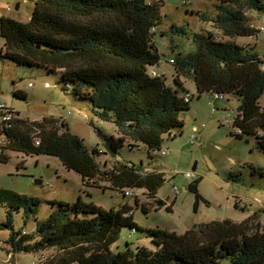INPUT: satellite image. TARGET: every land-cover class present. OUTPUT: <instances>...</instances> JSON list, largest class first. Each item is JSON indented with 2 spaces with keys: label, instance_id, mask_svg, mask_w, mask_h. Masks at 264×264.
<instances>
[{
  "label": "trees",
  "instance_id": "trees-1",
  "mask_svg": "<svg viewBox=\"0 0 264 264\" xmlns=\"http://www.w3.org/2000/svg\"><path fill=\"white\" fill-rule=\"evenodd\" d=\"M33 1L28 21L0 17V36L5 41L2 57L60 71L62 90L89 102L96 117L116 124L119 135L106 134L91 119L102 146L90 149L71 131L66 118L46 115L31 120L8 106L15 118L12 126L0 124V140L4 137L0 161L10 160L8 151L55 156L68 170L79 173L86 185L111 188L132 197L134 203L106 208L81 196L75 202L55 199L50 201L52 212L40 220L39 198L0 187V207L6 214L4 220L0 217V229L10 230L0 247L10 253H38L36 264H264V230L254 219L256 213L241 221L226 218L194 224L183 233L160 226L144 228L135 219L138 208L148 213L166 206L172 211L175 201L168 205L157 196L167 173L153 161L169 155L166 140L183 134L184 114L196 96L207 93L215 100L236 96L240 103L232 115V131L255 137L257 147L264 151V56L251 42L234 40L253 38L262 30L255 21L258 15L264 17V0H216L215 14L191 11L217 32L190 33L187 26L175 23L162 30L161 35L191 34L196 44L194 51H178L169 58L174 84L156 69L164 55L156 36L166 0ZM171 47L175 51L177 44ZM184 78L194 80L196 94L185 86ZM15 94L27 98L22 90ZM216 94L224 96L216 98ZM236 127L241 132H235ZM126 145L146 149L148 164L117 159ZM101 155L108 157L103 163ZM257 170L264 176V169ZM234 175L230 172L228 179ZM200 181L196 178L189 183L195 207L205 200L198 189ZM235 205L240 207V202ZM18 212L23 213L25 223L35 217L34 230L15 228ZM124 228L150 241L136 246L127 242L123 250L116 251L113 245Z\"/></svg>",
  "mask_w": 264,
  "mask_h": 264
},
{
  "label": "rangeland",
  "instance_id": "rangeland-1",
  "mask_svg": "<svg viewBox=\"0 0 264 264\" xmlns=\"http://www.w3.org/2000/svg\"><path fill=\"white\" fill-rule=\"evenodd\" d=\"M216 3V0L165 1L163 22L158 27L156 36L159 51L164 55L156 69L166 76L169 83L174 84V67L169 58L178 51H194L196 44L191 34L161 35V31L167 30L175 23L187 26L190 33L205 30L217 32L210 22L191 12L193 9H199L215 14ZM34 7L33 0H0V13L20 21H28ZM255 24L262 26L258 35L253 38L235 37L234 40L239 44H246L251 39L256 51L264 56V17L257 18ZM4 42V38L0 36V101L19 110L21 117L31 120H38L46 115L66 118L71 131L82 137L90 149L97 145L102 146L100 136L90 123L91 119L106 134L119 135L116 124L96 117L89 102L62 90L60 71H52L39 65H21L8 57H2ZM172 44H177L175 51L172 50ZM183 80L185 86L196 94L194 80ZM176 87L183 93L180 86ZM18 90L27 93V98L17 96L15 92ZM261 102L264 105V96ZM239 103V99L230 94L220 100H215L207 93L200 98H193L191 110L184 114L186 125L183 134L174 140H166L165 146L170 148L169 155L156 157L153 161V165L159 166L167 173V180L157 196L167 201L168 205L175 201L172 211L166 206L159 210L152 208L148 213L138 208L135 210V219L141 226H160L183 233L194 224L226 218L241 221L256 213L254 219L259 221L261 230H264V176L257 170L264 169V151L257 147L255 137H241L232 131L231 124H222L219 120L224 114V118L232 116ZM214 107L216 110H213ZM194 124L202 129L199 134L201 141L192 139V134H196ZM8 154L11 156L8 162L0 161V187L23 196L39 198L37 217L40 220L52 212L50 201L55 199L75 202L81 196L83 200H92L106 208L118 207L127 201L134 203L132 197L119 195L111 188L86 185L82 176L68 170L58 157L48 154L26 155L14 151H8ZM106 158L108 159L106 155H101L99 161L103 163ZM117 159L142 161L146 165L150 160L146 149H130L127 145L120 150ZM230 172L236 176L228 179ZM196 178H201L198 189L205 199L200 200L197 207L195 193L189 189V183ZM39 179L42 183L37 182ZM136 194L142 195L141 191ZM237 200L240 207L235 205ZM244 204L247 205L245 209L242 208ZM0 217L2 220L6 218L3 207H0ZM14 223L16 229L25 228L28 232L36 227L35 217H30L25 223L22 212L14 215ZM9 232V229H0V240L7 239ZM143 241L150 240L139 233L132 234L130 228H124L113 249L123 250L127 242H133L136 246ZM9 253L6 248L0 247V264H29L39 255L18 251L17 254L10 253V257Z\"/></svg>",
  "mask_w": 264,
  "mask_h": 264
},
{
  "label": "built area",
  "instance_id": "built-area-1",
  "mask_svg": "<svg viewBox=\"0 0 264 264\" xmlns=\"http://www.w3.org/2000/svg\"><path fill=\"white\" fill-rule=\"evenodd\" d=\"M223 96L224 95H219V94H216L215 95L216 98H223ZM225 116H226V114H225ZM14 118H15V115L9 109L8 105H6V103L0 101V124H5L7 126H12V123L14 122ZM221 119H223V122L222 123H224V124H231L232 125L233 124L234 117L228 115V117H226V118L222 117ZM235 130H236V132H241V129L240 128H237L236 127ZM195 135L196 134H192V138H194ZM3 141H4V137L0 140V142H3ZM36 142L39 143V140H37ZM164 153L168 154L169 153V150L164 151ZM0 244L1 245H4V243L2 241L0 242ZM9 256L11 257V254ZM29 264H36V262L34 260H32Z\"/></svg>",
  "mask_w": 264,
  "mask_h": 264
},
{
  "label": "crops",
  "instance_id": "crops-1",
  "mask_svg": "<svg viewBox=\"0 0 264 264\" xmlns=\"http://www.w3.org/2000/svg\"><path fill=\"white\" fill-rule=\"evenodd\" d=\"M1 14V16L2 15H6V14H4V13H0ZM260 17V15H258V16H256V19L257 18H259ZM249 42H251V40H249L247 43H249ZM4 48V46L2 47V49ZM10 107V106H9ZM15 109V108H14ZM17 110V109H16ZM198 129V135H197V139H199V141H201V137L199 136V134L202 132V129H200L199 127H198V125H196V124H194V126H193V129L195 130V129ZM12 254H17V253H12ZM13 259L15 260V256H13ZM17 260V259H16Z\"/></svg>",
  "mask_w": 264,
  "mask_h": 264
},
{
  "label": "water",
  "instance_id": "water-1",
  "mask_svg": "<svg viewBox=\"0 0 264 264\" xmlns=\"http://www.w3.org/2000/svg\"><path fill=\"white\" fill-rule=\"evenodd\" d=\"M194 169H195V167H194ZM37 182H38V183H42V180H41V179H39V180H37Z\"/></svg>",
  "mask_w": 264,
  "mask_h": 264
}]
</instances>
